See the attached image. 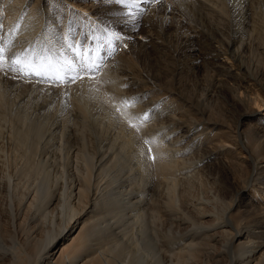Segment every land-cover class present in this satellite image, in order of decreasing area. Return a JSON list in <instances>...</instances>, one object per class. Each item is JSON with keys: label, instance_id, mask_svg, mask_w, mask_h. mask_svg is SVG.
<instances>
[{"label": "bare ground", "instance_id": "6f19581e", "mask_svg": "<svg viewBox=\"0 0 264 264\" xmlns=\"http://www.w3.org/2000/svg\"><path fill=\"white\" fill-rule=\"evenodd\" d=\"M86 1L0 0L6 56L99 66L62 87L0 72V264H264V207L241 182L264 185V0ZM243 114L260 123L233 128ZM4 148L40 181L20 189Z\"/></svg>", "mask_w": 264, "mask_h": 264}, {"label": "snow or ice", "instance_id": "6c2138e0", "mask_svg": "<svg viewBox=\"0 0 264 264\" xmlns=\"http://www.w3.org/2000/svg\"><path fill=\"white\" fill-rule=\"evenodd\" d=\"M117 5H124L128 9L139 8L138 0H114ZM145 3L157 2V0H143ZM3 28L0 21V29ZM15 31V30H14ZM108 35V33H106ZM120 40V36L114 37ZM70 48H75V45H70ZM7 46L2 37H0V72H12L16 76L23 77L31 82L33 79L38 83L49 82L53 87H62L64 84H73L78 79H82L85 74L93 73L98 70V65L91 62V56H85L83 50L77 56L76 61L56 60L49 50L48 55L36 54L35 49H25L17 54L6 56ZM78 61V62H77ZM139 99L134 98L133 101H125V104L139 102ZM143 121L149 122L151 115L145 113L142 117ZM135 127V125H132ZM148 144V141H145ZM149 151H151L149 147ZM153 160L155 157H152Z\"/></svg>", "mask_w": 264, "mask_h": 264}, {"label": "rangeland", "instance_id": "374dc122", "mask_svg": "<svg viewBox=\"0 0 264 264\" xmlns=\"http://www.w3.org/2000/svg\"><path fill=\"white\" fill-rule=\"evenodd\" d=\"M50 1V3L52 4L53 3V1L54 0H49ZM74 2H75V6H77V7H79V8H82V7H85L86 6V4L87 3H89L88 1H86V0H74ZM3 18H4V15H3ZM1 21H2V19H1ZM101 53H102V51H100V50H98V52H97V55H101ZM109 52H106V53H102V56L103 57H107ZM93 54H94V52H93ZM95 56V55H94ZM92 58H93V55H92ZM108 58H106V60H107ZM94 60V59H93ZM106 60L105 61H103V62H101L102 63V65L106 62ZM94 74V73H93ZM48 84H50L49 82H43V83H38V82H36L35 83V85H38V86H40V87H46V85H48ZM92 95H93V91H90L89 89H88V91H84V95H83V93H82V95L80 96L82 99L81 100H83V101H85V103H88L89 102V100L92 98ZM263 113V112H262ZM256 116H259V115H257V114H254V115H252V116H247V115H242L241 116V118H240V120L237 122L236 121V119H233V120H229L230 121V123H231V126H233V128H236V127H239V128H245V125H246V123L247 122H256V123H260L259 122V119H257L256 118ZM260 116H262L263 118H264V116L263 115H260ZM141 123V122H140ZM224 129H226L225 128V126L224 125H217V127H216V130H215V132H217V131H222V130H224ZM132 132L133 130L132 129H129L128 130V132H126V131H124V137H126L127 138V136L128 137H130V139L129 138H127L128 139V141L130 142V143H128V141H127V145L129 144V147L128 146H126V147H128V148H126V152H134V151H136L137 149H136V146L139 144V142H138V139L135 137V136H133L132 137V134H129V132ZM130 132V133H131ZM133 133V132H132ZM133 142V145H132V142ZM132 145V147H131V145ZM132 149H131V148ZM6 148H4V150H5ZM131 150V151H130ZM7 151H9V152H7ZM17 149H15L14 148V150H13V148H11V149H6L3 153H4V156H3V158H5L4 159V163H3V166L7 169L6 171L8 172L9 171V173H10V171H11V173H12V171H13V173H14V171H15V173L13 174H11V176L13 177V179H14V181L15 182H20V181H23V186H21L22 185V182L21 183H18V185H19V188L20 189H24L25 187H28V185H30L31 186V184L32 185H34V183L36 184V182L38 183L40 180V178H41V170L40 169H38L34 164H36L35 162H31L32 160H29L28 161V159H29V157L27 156V157H24V155H20V154H18V152L19 153H21L22 154V152L21 151H18ZM13 152V153H12ZM7 154V155H6ZM15 156H17V157H15ZM10 157V158H9ZM19 157L22 159H19ZM25 158V159H23V158ZM12 158V159H11ZM6 159H10L9 161H10V164H9V162L6 160ZM13 161V162H12ZM26 161V165L29 163V168H27L26 166L24 167V165H22V164H24V162ZM28 161V162H27ZM8 162V163H7ZM21 162V163H20ZM23 162V163H22ZM31 162V163H30ZM34 163V164H33ZM6 164V165H5ZM9 164V165H8ZM13 164V165H12ZM32 165V166H31ZM33 165H34V168H33ZM21 166V167H20ZM28 166V165H27ZM8 167V168H7ZM23 167V168H22ZM31 167V168H30ZM9 168H10V170H9ZM12 168H14V169H12ZM18 169V172H19V170H20V173L18 174L17 173V169ZM32 168L33 169H35V173L36 174H33L34 173V171H31L32 170ZM31 169V170H30ZM40 170V171H39ZM24 171V172H23ZM27 174H26V173ZM39 172V173H38ZM37 173H38V176L39 177H37L38 179H36L35 178V175H37ZM16 174H18V175H16ZM14 175V176H13ZM19 175H20V177H19ZM16 176V177H15ZM27 176V177H26ZM33 176H34V178H33ZM20 179V180H19ZM25 179H27V180H25ZM247 177L246 176H244V177H242L241 178V182H243L244 183V185H248V184H252L251 185V187L250 188H247V189H245V191H244V193L245 194H243L244 196H249V197H255L256 198V200L258 201V205L260 206V207H264V185L263 184H261V183H256L255 185L253 184V183H249L248 181H247ZM35 180H36V182H35ZM25 181V182H24ZM30 182V184H28L29 182ZM34 181V182H33ZM27 182V183H26ZM24 184L26 185V186H24ZM209 184H210V186H209ZM201 187V188H200ZM188 189H190V194L192 195V196H195V197H197V199L198 200H200V201H203V202H206V203H208V204H210L211 205V202L214 200V199H216V196L214 195L213 197H209V195L211 194V193H213V189H212V184H211V182H209V181H206L205 179H197V182H195L194 184H191V186H190V188H188ZM212 190V191H211ZM222 205V204H221ZM127 214H128V211L126 212ZM57 249H58V245H57Z\"/></svg>", "mask_w": 264, "mask_h": 264}]
</instances>
